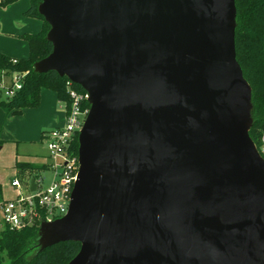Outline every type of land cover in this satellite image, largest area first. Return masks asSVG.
Listing matches in <instances>:
<instances>
[{
	"label": "water",
	"instance_id": "95a60500",
	"mask_svg": "<svg viewBox=\"0 0 264 264\" xmlns=\"http://www.w3.org/2000/svg\"><path fill=\"white\" fill-rule=\"evenodd\" d=\"M38 12L52 50L34 70L89 103L68 210L40 223L38 251L77 241L67 264H264L235 0H40Z\"/></svg>",
	"mask_w": 264,
	"mask_h": 264
},
{
	"label": "trees",
	"instance_id": "16d2710c",
	"mask_svg": "<svg viewBox=\"0 0 264 264\" xmlns=\"http://www.w3.org/2000/svg\"><path fill=\"white\" fill-rule=\"evenodd\" d=\"M17 0H1L4 7ZM40 0H29L25 16L40 19L41 29L36 33H25L28 55L25 58H12L0 52V80L11 81L14 74H23L21 88L10 97L0 96V109L7 114L18 115L24 108L39 105L41 89L56 93L58 100L67 108L70 98L67 92V78L55 71L37 72L34 63L46 57L52 50V44L46 38L49 25L38 12ZM235 52L242 73L251 88L252 123L248 134L260 149L264 134V0H235ZM13 59L16 61L13 62ZM72 87L82 94L86 92L77 84ZM82 109H89L87 100L81 103ZM73 155L78 152V134L73 136L70 147ZM264 157V154H262ZM18 171L34 177L49 167L47 163L31 164L18 162ZM20 180V179H19ZM0 183V202L3 201ZM40 221L21 229L3 226L0 230V264H67L78 252L77 241L59 242L38 251V230Z\"/></svg>",
	"mask_w": 264,
	"mask_h": 264
},
{
	"label": "built area",
	"instance_id": "2783aa9c",
	"mask_svg": "<svg viewBox=\"0 0 264 264\" xmlns=\"http://www.w3.org/2000/svg\"><path fill=\"white\" fill-rule=\"evenodd\" d=\"M1 2V0H0ZM16 60L13 59V62ZM23 74H14L7 84L0 80V96L10 97L21 88ZM67 92L70 98L69 107H64L65 120L62 126L55 127L44 134L48 151V171L51 176L48 181L42 175L27 177L22 183L15 178L11 186L16 190L13 198L0 202V230L3 226L11 229H21L33 225L37 221H52L63 216L69 207L70 194L79 168L78 156L70 150L73 136L79 133L88 109L81 107L87 100V93L82 94L72 87L67 80ZM264 154V134L259 149ZM34 181L33 190L30 180Z\"/></svg>",
	"mask_w": 264,
	"mask_h": 264
},
{
	"label": "crops",
	"instance_id": "0c3cea01",
	"mask_svg": "<svg viewBox=\"0 0 264 264\" xmlns=\"http://www.w3.org/2000/svg\"><path fill=\"white\" fill-rule=\"evenodd\" d=\"M28 6L29 3L23 9L25 8L26 10ZM17 26L22 27L23 24L17 23ZM36 32L38 31L35 30L28 33ZM0 52L12 58H25L28 55L26 48H22L17 54L9 53L7 50ZM64 120L65 112L62 103L58 100L54 91L46 88L41 89L40 101L37 107L24 108L18 115L7 114L0 109V135L2 138L0 150L2 149V156H6L4 162L8 161L7 164L15 167L18 162L31 164L47 163L48 156L46 154L45 157L40 155L38 147L40 144L44 145V134L55 127L62 126ZM15 178L17 177H13L11 181ZM11 181L9 186L6 182L4 187L2 186L4 200L13 198L16 194L15 190L12 196L9 197L8 195L10 188L13 187L11 186ZM3 182L4 180L2 179Z\"/></svg>",
	"mask_w": 264,
	"mask_h": 264
},
{
	"label": "rangeland",
	"instance_id": "374dc122",
	"mask_svg": "<svg viewBox=\"0 0 264 264\" xmlns=\"http://www.w3.org/2000/svg\"><path fill=\"white\" fill-rule=\"evenodd\" d=\"M29 3V0H17L11 4L4 7L0 6V51L7 50L9 53H19L22 48H26L28 53L27 42L23 38V35L32 31H39L41 29V20L37 18H32L25 16L23 14V7ZM17 23H22V27H18ZM10 81L6 79L8 84ZM6 126V125H5ZM10 134V132H9ZM0 135V142L1 141ZM262 141V137H261ZM7 148V147H6ZM39 153L43 157L48 156V151L46 144L38 147ZM5 152V151H4ZM46 154V155H45ZM3 158V163H2ZM6 156H2V149L0 150V183L4 187L5 182L10 184L13 177H17L23 183L27 179V174L18 171V169L7 164L5 161ZM42 175L46 178V181L50 179V172H43ZM2 179L4 182L2 183ZM15 193V188L11 187L10 192H8L9 197Z\"/></svg>",
	"mask_w": 264,
	"mask_h": 264
}]
</instances>
